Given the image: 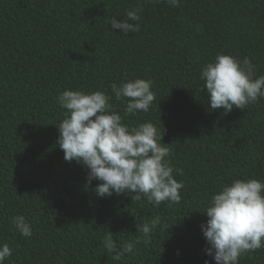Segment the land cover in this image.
<instances>
[{"label": "trees", "instance_id": "trees-1", "mask_svg": "<svg viewBox=\"0 0 264 264\" xmlns=\"http://www.w3.org/2000/svg\"><path fill=\"white\" fill-rule=\"evenodd\" d=\"M142 7L139 31L111 29L110 19ZM135 23V22H131ZM249 57L264 75V0H0V245L5 264H205L201 225L211 195L234 179L264 181V98L245 109L212 110L200 79L217 54ZM152 81L148 112L125 116L111 84ZM102 90L129 127L152 122L167 144L182 200L159 207L123 193L95 194L88 169L68 162L57 123L67 89ZM23 215L25 238L11 223ZM155 216L161 224L143 236ZM140 237L135 255L112 259L102 238ZM145 239L148 242L145 243ZM238 264H264V248Z\"/></svg>", "mask_w": 264, "mask_h": 264}, {"label": "clouds", "instance_id": "clouds-1", "mask_svg": "<svg viewBox=\"0 0 264 264\" xmlns=\"http://www.w3.org/2000/svg\"><path fill=\"white\" fill-rule=\"evenodd\" d=\"M167 2L172 7L180 4V0ZM141 11L139 6L126 10L122 21L113 16L109 21L111 29H120L124 35L138 32ZM254 67L249 57L240 60L225 53L217 54L203 66L200 79L204 81L210 108H223L225 112L234 107L243 110L264 98V75L257 77ZM110 87L117 101L127 99L123 108L125 116L148 112L155 100L150 80L135 78L119 85L112 83ZM56 99L65 110L64 118L57 123V143L66 161L75 160L88 169V184L100 181L94 188L96 195L103 198L113 193H135L133 201L146 198L155 207L163 202H181L180 190L184 184L173 173L183 172L165 159L170 150L161 143L162 136L152 122L129 127L110 103L112 95L102 90L86 92L69 88ZM204 213L208 217L201 225L208 245L206 253L215 264H238L241 255L264 248V181L234 179L222 185L211 195ZM11 223L25 238L32 236V226L23 215L12 217ZM160 224L161 218L155 216L143 223L139 231L150 238ZM139 243V236L117 243L112 232L102 238L104 249L116 261L126 254L135 255ZM11 255L7 243L0 245V264H5Z\"/></svg>", "mask_w": 264, "mask_h": 264}]
</instances>
